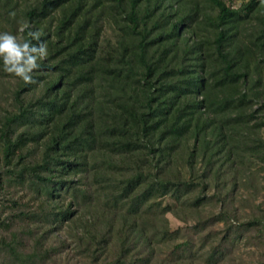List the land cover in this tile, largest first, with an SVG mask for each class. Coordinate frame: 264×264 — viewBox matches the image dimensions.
I'll list each match as a JSON object with an SVG mask.
<instances>
[{
	"label": "trees",
	"instance_id": "trees-1",
	"mask_svg": "<svg viewBox=\"0 0 264 264\" xmlns=\"http://www.w3.org/2000/svg\"><path fill=\"white\" fill-rule=\"evenodd\" d=\"M9 38L0 196L27 187L37 202L0 197V264H52L46 234L72 223L91 264H156L157 244H174L172 264H219L244 237L264 244V215L238 223L222 210L174 232L151 220L230 204L235 183L207 197L205 180L237 161L264 169V139L244 136L264 128L251 111L264 100V0H0V46ZM178 158L192 171L200 158L205 180L174 170ZM89 177L101 199L91 221L71 210L92 208Z\"/></svg>",
	"mask_w": 264,
	"mask_h": 264
},
{
	"label": "rangeland",
	"instance_id": "rangeland-1",
	"mask_svg": "<svg viewBox=\"0 0 264 264\" xmlns=\"http://www.w3.org/2000/svg\"><path fill=\"white\" fill-rule=\"evenodd\" d=\"M237 6V4H234ZM22 31V29H21ZM112 30L109 27L106 28V35H111ZM12 38L6 39L3 41L0 46V52L5 44H7ZM262 75L264 76V69H262ZM257 76V74H256ZM5 84V83H3ZM1 90V89H0ZM1 92V91H0ZM2 108H7L6 105L0 101ZM264 100H260L258 103L254 104L251 111L255 112L256 118L264 119ZM255 122V121H253ZM253 122L251 124H253ZM244 136L247 139V142H250L251 139L261 138L264 139V128L257 133L251 132V129L244 131ZM239 138V137H235ZM244 139V138H241ZM191 143V142H190ZM189 145V143H187ZM186 149L183 151V158L186 155ZM115 158V157H114ZM183 158H178L174 163V170L181 172L182 176L189 177L192 174L193 177H196V180H205L202 179V170L203 164L200 158H196L195 163L193 164L194 170H190L188 166L182 162ZM107 157L104 155L94 154L92 159V165H97L100 167L102 161H107ZM116 159V158H115ZM249 158L244 159L242 163L234 165L233 170H230V174H225L220 180L214 178H208L205 180L208 187L205 190V196L210 197L214 194H218L221 198H225V194L231 189V184L235 183V189L232 193V200L227 205L223 203H217L215 200H211L206 205L200 206L196 210L186 209V208H177L174 212L166 213L162 219L152 218L153 229L161 230L162 228L167 229L169 232H174L177 229H183L185 227L193 226L198 220L206 219L212 215L220 213L222 210H227L232 219L238 223H244L248 220L254 219L258 216L264 215V169L260 165H253L249 162ZM121 163V162H117ZM125 166V165H123ZM103 172L106 175L111 176L112 178H121L122 173L127 170L122 171H113L105 170L102 167ZM232 176V177H231ZM78 175L71 177V180L76 181ZM234 178V179H233ZM195 179V178H194ZM234 180L233 182L231 180ZM95 184L92 183V179L86 178L83 181L82 188L92 192V197L90 202L92 208L85 207L76 209L74 206L71 210L77 211V214L82 217L83 220L91 221L92 215L101 210L99 205L100 202L97 200L96 193L94 188ZM5 193H1L0 197L4 199L12 198L18 201V204L22 208H29L36 204L37 201L33 200V193L27 188L11 187L6 188ZM227 200V199H226ZM70 202V198L67 197L64 204ZM167 203L165 201L163 205ZM7 208L2 215H6L9 212L11 207L9 202H5ZM97 206V208H96ZM224 206V208H222ZM75 213L74 215L77 216ZM213 230L222 233L224 231L223 223L216 224L213 227ZM75 234H81V229L72 224H63L61 227L55 231H52L50 234H46V239L44 240L45 248L53 247L57 249V252L52 257V264H91V259L89 255L83 251V245L78 242L75 238ZM4 233L0 232V237H3ZM183 238L179 239L175 244L182 242ZM174 245V244H173ZM173 245H162L157 244L154 247V261L156 264H172L166 261V255L169 253ZM113 252L109 254L112 257ZM111 259V258H110ZM184 264H187L184 262ZM190 264H204L202 260H194ZM219 264H264V244L257 243V241L251 242V240L245 239V237L238 242V244L233 248L230 254Z\"/></svg>",
	"mask_w": 264,
	"mask_h": 264
}]
</instances>
